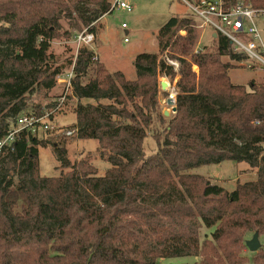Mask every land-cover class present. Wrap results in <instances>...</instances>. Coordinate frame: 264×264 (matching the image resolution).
<instances>
[{"label":"trees","instance_id":"16d2710c","mask_svg":"<svg viewBox=\"0 0 264 264\" xmlns=\"http://www.w3.org/2000/svg\"><path fill=\"white\" fill-rule=\"evenodd\" d=\"M241 1L264 14V0ZM112 2L0 0V139L17 117L55 109L57 102L28 110L26 102L51 91L73 67V129L80 140H96L110 166L98 176L90 160L72 164L63 143L53 144L60 174L41 177L39 148L50 143L23 132L0 154V264H157L180 257L246 264L244 233H264V84H232V63L242 67L247 58L218 34L194 53L200 30L179 15L156 33L157 54L134 58L133 81L109 72L85 46L66 68L58 65L51 44L71 36L62 19L75 15L73 28L95 39L92 24L113 12ZM163 55L178 62L177 73ZM176 76L175 112L165 118L159 79ZM154 124L164 127L162 135ZM148 134L157 152L145 156ZM225 161L248 164L256 180L228 192L189 173ZM202 228L212 231L201 237ZM252 264H264V249Z\"/></svg>","mask_w":264,"mask_h":264},{"label":"rangeland","instance_id":"374dc122","mask_svg":"<svg viewBox=\"0 0 264 264\" xmlns=\"http://www.w3.org/2000/svg\"><path fill=\"white\" fill-rule=\"evenodd\" d=\"M18 1V0H17ZM132 8L131 12L123 9H115L112 13L105 15L98 22L92 24L95 27L96 35L92 45L88 47L93 51L94 55L102 62L106 69L113 72H121L129 81H133L136 77L135 70L132 65L134 58L140 54H157L158 46L155 38L158 30L173 16H189L195 19V16L189 9L181 5L177 0H122ZM89 9H94L92 6ZM76 21V16L73 15L71 20L62 19V29L70 31L69 39L61 38L54 40L51 44L50 53L54 59L60 61L58 65H64L66 68L67 61L72 56H76L78 43L77 36L82 31H77L73 28ZM200 22L199 20H197ZM126 28L122 29V25ZM254 26L264 38V15H258L254 18ZM127 32V34H125ZM209 32L207 28L204 36L201 38V32H198L197 46L194 53L201 50L203 45H209ZM241 40L240 35L233 34ZM127 39V42H124ZM165 61L169 60L177 64L174 67L176 73L179 67L178 62L171 60L167 55H163ZM223 62H228V58H223ZM233 68L229 70L230 82L234 85L248 86L253 81L257 84H264V66L255 62H245L242 67L237 63H232ZM254 65L253 68L251 66ZM66 69L63 73L65 76L68 71ZM193 72L197 73V68L193 66ZM62 76V77H64ZM179 77L173 81L167 78L159 79V102L160 110L165 118L170 117L173 107L175 108L176 83ZM167 83L168 87L165 91L160 89V83ZM62 96V87L56 84L51 91H39L27 100L26 105L28 110H36L39 107H45L51 103L59 101ZM172 98L174 105H167V99ZM93 100H82V103L95 104ZM101 104H107V101H100ZM76 100L68 99L60 113H56L52 125L57 129L46 133H41L38 137L50 143L46 148H39L38 162L39 174L45 178H55L60 174L59 162L57 161L53 151L52 145L59 144L66 148V158L72 163L79 162L84 159L90 160L91 164L97 169L98 176H103L110 168L109 164L100 158L98 144L96 140H80L76 133L71 136H65L64 133L73 130L75 124V110ZM153 128L163 134L162 126L157 124ZM162 138V136H161ZM264 149V144H263ZM157 152L156 140L148 134V137L143 142V153L145 156L152 155ZM67 172V171H64ZM190 174L201 175L207 177L212 183L224 188L228 192L235 190L237 184L253 182L257 178L256 169H251L246 163H235L225 161L219 165L201 166L189 171ZM212 229L208 230L202 228L200 236L204 233H210ZM254 232H245V241L251 240ZM259 242L261 249H264V233L259 234ZM246 247V246H245ZM256 253H251L246 248L242 252V256L246 257L248 262L252 264V259ZM199 262L198 258L194 257H180L160 259L157 264H194Z\"/></svg>","mask_w":264,"mask_h":264},{"label":"built area","instance_id":"2783aa9c","mask_svg":"<svg viewBox=\"0 0 264 264\" xmlns=\"http://www.w3.org/2000/svg\"><path fill=\"white\" fill-rule=\"evenodd\" d=\"M185 6L195 16L193 19L196 28L201 31V38L205 30L209 28L210 35H221L226 38L234 53L243 55L249 62H255L264 66V38L254 26V18L264 15L244 6L241 0H234V5H227L223 0H177ZM123 9L131 12L132 8L122 0H113L111 10ZM199 20L200 22H198ZM126 26L123 24L122 29ZM233 34H238L241 40ZM209 35V36H210ZM94 42V36L83 31L77 36L78 49L81 46L89 47ZM127 42V39H124ZM77 49V50H78ZM167 64L177 67L176 63L169 60ZM254 65L251 66L253 68ZM73 78V67L64 77L56 80V84L62 87V96L55 109L46 111L42 116L22 115L14 120V124L9 128L6 135L0 139V154L2 151L10 149L15 140L26 132L33 137H38L41 133L52 132L57 128L52 125V120L56 113H60L66 103L67 96L72 92L71 80ZM76 131L73 129L64 133L71 136Z\"/></svg>","mask_w":264,"mask_h":264},{"label":"water","instance_id":"95a60500","mask_svg":"<svg viewBox=\"0 0 264 264\" xmlns=\"http://www.w3.org/2000/svg\"><path fill=\"white\" fill-rule=\"evenodd\" d=\"M168 85L165 82L160 83V89L162 91H165L167 89ZM167 105L173 106L174 101L172 98L167 99L166 101ZM172 112H175V108L173 107ZM245 246L251 253H257L261 249V245L259 242V234L255 232L251 238V240H248L245 242Z\"/></svg>","mask_w":264,"mask_h":264},{"label":"crops","instance_id":"0c3cea01","mask_svg":"<svg viewBox=\"0 0 264 264\" xmlns=\"http://www.w3.org/2000/svg\"><path fill=\"white\" fill-rule=\"evenodd\" d=\"M125 34H127V32H125ZM102 63V62H101ZM105 66V65H104ZM76 103H77V101H76ZM81 104L82 105H88V104H90V103H86V104H84V103H82V101H81ZM97 103L95 102V104H93V105H96Z\"/></svg>","mask_w":264,"mask_h":264}]
</instances>
